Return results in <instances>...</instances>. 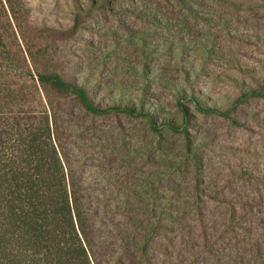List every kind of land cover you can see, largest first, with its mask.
<instances>
[{"label": "trees", "instance_id": "obj_1", "mask_svg": "<svg viewBox=\"0 0 264 264\" xmlns=\"http://www.w3.org/2000/svg\"><path fill=\"white\" fill-rule=\"evenodd\" d=\"M112 1L90 0L89 8L102 12ZM79 14L83 11L78 10L72 30H48L30 22V7L23 0H0V264H172L168 258L181 256L171 236L188 243L191 235L188 202L180 198L182 193L188 197V190L164 188L178 199L169 203L159 188H148L151 184L144 180L129 186L121 182L118 172L124 158L118 159L120 151L111 149L112 163L105 161L94 142L95 120L128 117L143 122L158 138L174 135L183 154L176 157L188 166V150L196 157L207 137L205 132L200 139L188 138L194 115L227 114L245 97L259 95L264 82L221 113L212 107L217 101L207 99L211 104H205L188 78L177 83L135 72L140 83L130 87L132 91L114 80L102 87V77L71 79L60 57H54L52 43L81 30ZM160 47L155 45L152 52ZM174 49L180 57L188 43ZM150 81L160 93L148 90ZM162 90L170 92L167 103ZM194 188L199 195L212 190ZM194 207L198 213L217 210ZM235 208L216 211L222 223L215 222L212 213H199L203 246L213 245L208 232L246 231L232 215ZM229 248V263L252 261L249 253ZM255 251L257 258H264V248L260 253L256 245Z\"/></svg>", "mask_w": 264, "mask_h": 264}, {"label": "rangeland", "instance_id": "obj_2", "mask_svg": "<svg viewBox=\"0 0 264 264\" xmlns=\"http://www.w3.org/2000/svg\"><path fill=\"white\" fill-rule=\"evenodd\" d=\"M23 1L30 7V22L48 30H72L78 10L83 11L81 30L52 43L54 57H60L71 79L102 77V87L114 80L130 90L145 71L152 79L184 83L188 78L205 104H211L207 99L217 101L212 107L221 113L264 82V0H113L108 10L98 13L89 8L90 0ZM182 42L188 49L178 57L174 46ZM155 45H161L160 51L152 52ZM155 83L146 86L160 93ZM257 91L261 93L245 97L227 114L194 115L188 138L200 139L205 132L207 137L196 157L188 150V166L176 157L183 154L174 135L158 138L143 122L128 117L95 120L94 142L105 161L112 160L111 149L124 158L121 182L129 186L144 180L151 184L148 188H159L169 203L178 199L164 188L188 190V197L182 193L180 198L188 202L191 235L188 243L171 236L181 256L168 258L172 264H232L225 259L229 244L249 253L250 264H264V258L255 256L256 245L260 253L264 248V90ZM169 93L162 90L166 103ZM111 167L113 174L115 164ZM194 185L199 191L212 190L199 195ZM196 204L217 209L208 211L220 223L224 218L216 211L237 206L232 215L246 231L208 232L213 245L203 246L197 228L202 212Z\"/></svg>", "mask_w": 264, "mask_h": 264}]
</instances>
